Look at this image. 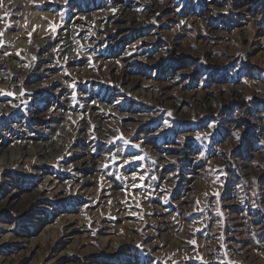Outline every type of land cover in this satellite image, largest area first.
<instances>
[{
    "label": "rangeland",
    "instance_id": "obj_1",
    "mask_svg": "<svg viewBox=\"0 0 264 264\" xmlns=\"http://www.w3.org/2000/svg\"><path fill=\"white\" fill-rule=\"evenodd\" d=\"M0 264H264V0H4Z\"/></svg>",
    "mask_w": 264,
    "mask_h": 264
},
{
    "label": "snow or ice",
    "instance_id": "obj_2",
    "mask_svg": "<svg viewBox=\"0 0 264 264\" xmlns=\"http://www.w3.org/2000/svg\"><path fill=\"white\" fill-rule=\"evenodd\" d=\"M3 3H4V0H0V7H2L3 6ZM5 15H8L7 13H5ZM141 179H142V177H141ZM191 243H195V241H191Z\"/></svg>",
    "mask_w": 264,
    "mask_h": 264
}]
</instances>
